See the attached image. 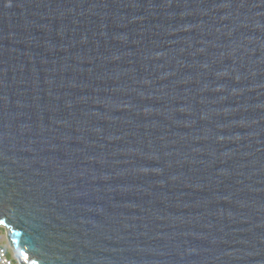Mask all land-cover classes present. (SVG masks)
<instances>
[{
	"label": "water",
	"instance_id": "1",
	"mask_svg": "<svg viewBox=\"0 0 264 264\" xmlns=\"http://www.w3.org/2000/svg\"><path fill=\"white\" fill-rule=\"evenodd\" d=\"M0 227L18 264H264V0H0Z\"/></svg>",
	"mask_w": 264,
	"mask_h": 264
},
{
	"label": "built area",
	"instance_id": "2",
	"mask_svg": "<svg viewBox=\"0 0 264 264\" xmlns=\"http://www.w3.org/2000/svg\"><path fill=\"white\" fill-rule=\"evenodd\" d=\"M0 264H18L8 243L0 244Z\"/></svg>",
	"mask_w": 264,
	"mask_h": 264
},
{
	"label": "rangeland",
	"instance_id": "3",
	"mask_svg": "<svg viewBox=\"0 0 264 264\" xmlns=\"http://www.w3.org/2000/svg\"><path fill=\"white\" fill-rule=\"evenodd\" d=\"M6 242V232L2 227H0V244L7 245Z\"/></svg>",
	"mask_w": 264,
	"mask_h": 264
}]
</instances>
